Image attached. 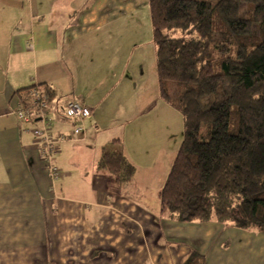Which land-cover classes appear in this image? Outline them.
<instances>
[{"label":"crops","instance_id":"0c3cea01","mask_svg":"<svg viewBox=\"0 0 264 264\" xmlns=\"http://www.w3.org/2000/svg\"><path fill=\"white\" fill-rule=\"evenodd\" d=\"M105 5L100 0L90 15L83 0H0V264H184L193 252L206 256V264H264V233L177 222L161 216V203L151 207L131 195L141 178L155 179L160 189L171 159L164 124L138 123L151 109L125 107L131 98L121 92L78 97L77 88L70 90L67 104L81 99L92 115L82 123L80 140L59 145L61 179L52 183L34 135L37 121L24 123L13 114L23 105L16 92L44 84L60 99L54 72L36 67H60L67 50L57 39V20L65 15L58 10L86 13L81 25L72 19L80 27L107 23L99 22ZM47 17L57 18L53 29ZM63 28L70 31L69 24ZM75 31L70 34L78 41L85 31ZM70 56L69 80L78 75ZM26 62L36 65L33 74ZM66 105L50 108L57 137L72 136L77 124L66 117ZM105 150L123 152L135 165L131 181L119 184L99 171Z\"/></svg>","mask_w":264,"mask_h":264},{"label":"trees","instance_id":"16d2710c","mask_svg":"<svg viewBox=\"0 0 264 264\" xmlns=\"http://www.w3.org/2000/svg\"><path fill=\"white\" fill-rule=\"evenodd\" d=\"M149 4L161 97L185 130L159 194L161 216L264 233V0ZM41 86L51 108L56 92ZM35 88L16 92L22 106ZM98 169L119 184L136 173L119 151L105 150ZM206 262L193 252L184 264Z\"/></svg>","mask_w":264,"mask_h":264},{"label":"rangeland","instance_id":"374dc122","mask_svg":"<svg viewBox=\"0 0 264 264\" xmlns=\"http://www.w3.org/2000/svg\"><path fill=\"white\" fill-rule=\"evenodd\" d=\"M99 1L83 0L84 10L92 15ZM105 1L106 17L99 20V22L106 20L105 24L91 22L77 27L72 25L74 23L72 19L76 17L77 24L81 25L86 13L81 12L77 15V11L59 9L58 11L65 15L64 18L57 20L59 27L57 39H60L59 45L67 46V50L60 53V67L45 66L42 63L35 66L41 74L44 71L49 72V75L54 72L52 77H57L55 85L59 89L60 99H56L53 106L57 103L61 108L65 106L73 99L68 97L70 90L77 88L81 93L78 97L89 96L93 91L115 94L121 92L131 98L125 107L151 109V114L140 119L138 123L164 124L163 132L167 137V151L171 159L168 173L165 174L166 179L184 140V118L178 109L161 97L157 73V48L149 0ZM56 19L47 17L44 23L53 29ZM68 24L70 29H66L74 33L77 29L85 31L84 36L81 35L78 37L80 40L74 41L72 37L74 34L71 36L70 31L67 32L63 28ZM177 34L180 35V32ZM81 52L85 54L82 55ZM69 54L73 55L70 56V60L78 69V75L70 80L64 78V72L69 65L67 59ZM35 66L31 67L26 62L27 72L33 74ZM35 86L42 87L39 84ZM166 181L162 182L159 189L155 179L141 178L138 190H134L135 192L130 190V193H133L131 195L136 199L142 196L151 207L155 205L160 207L159 193Z\"/></svg>","mask_w":264,"mask_h":264},{"label":"built area","instance_id":"2783aa9c","mask_svg":"<svg viewBox=\"0 0 264 264\" xmlns=\"http://www.w3.org/2000/svg\"><path fill=\"white\" fill-rule=\"evenodd\" d=\"M31 98L33 102L28 108L21 106L13 114L24 123L37 121L38 126L34 130V135L41 144L40 152L50 179L56 185L61 179V171L55 162L59 145L69 140H80L85 134L82 123L92 115V112L81 99H76L67 104L64 109L66 117L76 121L77 124L73 127L72 136L63 134L57 137L51 132L54 120L50 114L49 104L44 99L43 91L35 88L31 91Z\"/></svg>","mask_w":264,"mask_h":264}]
</instances>
